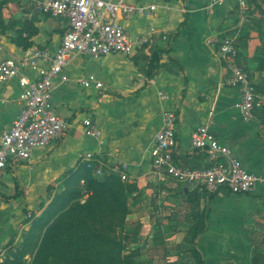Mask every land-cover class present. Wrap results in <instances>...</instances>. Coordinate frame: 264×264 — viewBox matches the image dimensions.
<instances>
[{
    "label": "crops",
    "instance_id": "0c3cea01",
    "mask_svg": "<svg viewBox=\"0 0 264 264\" xmlns=\"http://www.w3.org/2000/svg\"><path fill=\"white\" fill-rule=\"evenodd\" d=\"M128 1L157 5L153 16L121 19L131 37L149 34V38L128 55L73 54L63 69L67 80L54 79L52 108L68 127L57 140L34 149L29 162H12L0 169V246L22 241L31 225L27 218L37 209L39 190L63 189L86 152L109 153L113 162H127L124 182L138 189L164 181L149 173L148 148L161 126L162 111L170 109L178 115L174 157L179 164L202 167L225 160L222 153L191 146L193 130L206 125L230 156L260 178L253 192L236 194L223 187L211 197L197 186L170 179L185 195L188 210L196 214L183 236L194 235L193 226L199 223L193 244L198 260L187 252L186 262L176 261L264 264V126L257 115L242 118L236 105L241 92L226 84V63L213 41L231 37L238 49L236 61L252 81L263 84L264 69L256 67L257 58H264V4L249 0V9L242 11L235 0ZM67 27L64 18L39 12L32 0H0V59L21 55L26 37L32 46L55 51ZM150 27L155 28L152 34ZM154 50L159 62L148 76L144 68ZM27 74L33 76L31 71ZM90 74L102 83L100 87L80 83ZM21 92L17 77L0 82V134L23 107ZM86 117L100 129L99 139L84 133L81 121ZM130 249L139 252L138 258L144 255L136 244ZM167 257L181 258L178 252Z\"/></svg>",
    "mask_w": 264,
    "mask_h": 264
},
{
    "label": "built area",
    "instance_id": "2783aa9c",
    "mask_svg": "<svg viewBox=\"0 0 264 264\" xmlns=\"http://www.w3.org/2000/svg\"><path fill=\"white\" fill-rule=\"evenodd\" d=\"M35 8L43 14L61 17L67 21V30L55 51L45 47L30 46L21 55H9L0 59V82L17 77L22 86L19 96L24 102L22 109L12 121L9 129L0 134V169L12 162H29L34 149L43 148L60 138L68 127L67 121L52 108L54 79L67 80L63 69L73 54L97 58L108 54H131L137 46L149 38H133L125 29L121 19L133 14L153 16L156 4H143L128 0H32ZM218 0H212V3ZM242 11L250 7L249 0H235ZM264 4V0H256ZM155 31L150 27V34ZM216 52L226 63L227 85L239 88L238 104L244 120L253 117L257 92L249 73L237 61L238 49L231 37L215 38ZM28 71L33 76L27 74ZM83 86L102 83L92 74L80 79ZM161 126L155 132L148 148L150 175L157 181L171 179L183 185L199 187L213 193L225 187L232 193H250L260 178L248 171L242 163L229 155L217 136L206 125L196 127L190 136L193 148H207L225 155V160L216 164L189 167L179 164L174 157L177 143L176 125L178 115L174 110L162 111ZM86 135L100 138V129L86 117L82 121ZM81 165L95 177L117 174L122 181L128 180L129 164L123 160L112 161L110 154L100 151L86 152ZM83 183V180H81ZM6 248L0 246V261Z\"/></svg>",
    "mask_w": 264,
    "mask_h": 264
},
{
    "label": "rangeland",
    "instance_id": "374dc122",
    "mask_svg": "<svg viewBox=\"0 0 264 264\" xmlns=\"http://www.w3.org/2000/svg\"><path fill=\"white\" fill-rule=\"evenodd\" d=\"M251 79L253 80L252 77ZM253 82L257 92L254 110V115H256L258 108L264 104V83H256V80ZM95 178L102 180L103 177ZM76 188L77 184L73 182L54 192L42 190L40 193L39 190L37 206L42 201L43 207L33 211L34 215L29 227L32 226V231L36 234V245L32 246L27 253L18 256L19 264H33L39 257L41 248L46 252L40 255L42 256L40 258L44 257L45 264H68L70 262L98 264L95 262L98 261L95 253L91 254V257L94 255L92 259L95 261H90L84 253L78 254L74 244L67 243L70 237L68 234H63L65 230L59 227L62 221L58 223L56 221L61 215L63 216L68 211L73 212V210H76L75 213L83 210V215L79 216V223L84 224L91 231L100 230L103 234L121 239L124 249L122 253L130 251V247L135 244L143 249L141 254L144 255L137 257V261L144 258L149 261V264H182V262L178 263V260L186 262L185 258L190 255L187 252L191 249V243L190 238L183 235L186 229L193 225L191 219H195L196 214L188 210L187 205L184 204L185 195L170 179L157 183L151 182L142 189L136 187L125 193L123 202H117L109 191L101 188L97 189L96 193L91 190L79 196ZM53 223L54 228L51 229ZM36 224L37 227H35ZM126 235L128 239H125ZM64 239H66L65 244L62 243ZM43 240L45 241L44 248ZM145 240H148L147 244L144 243ZM22 241L17 245L6 246V254L0 262L5 263L6 260H10L13 261L10 264H17L15 255L23 250ZM65 249H71L70 260L67 255H61ZM173 252H178L181 258L167 257Z\"/></svg>",
    "mask_w": 264,
    "mask_h": 264
},
{
    "label": "trees",
    "instance_id": "16d2710c",
    "mask_svg": "<svg viewBox=\"0 0 264 264\" xmlns=\"http://www.w3.org/2000/svg\"><path fill=\"white\" fill-rule=\"evenodd\" d=\"M32 45L33 44L27 40V37L24 38L21 43V46L23 47L24 50ZM158 54H159L158 50H154L147 57L144 68L146 75L149 76L152 73V71L157 67L159 62ZM257 61H258V65L256 69L257 70L264 69V58L258 57ZM256 115L264 126V104L263 106L258 108ZM69 175L70 176H68L67 179L64 181V186L75 182L77 184L76 192L78 196L87 194L91 190L96 193V190L101 188L105 191H109L110 195H112L117 202H123L125 193L136 189L135 184L122 181L117 174H108L104 176L102 180H96V178L91 174V171L85 168L83 165H81L77 170L70 173ZM81 180H83V183H81ZM214 193L215 192L209 193L208 195L211 197ZM93 202L96 203V201L94 200ZM42 207H43V202L40 201L37 206V209L39 210ZM74 211L76 210H73V212L72 211L66 212L63 216L61 215L60 219H58L59 221L58 220L56 221L57 223L62 221L59 227L65 230L63 234L69 235L70 241H67V243L74 244L77 247L78 254L84 253V255L88 256L90 261L91 260L95 261L92 259V257L95 255L97 256V260H98L95 262H98V264H140L141 263L140 261L136 260L137 257L140 255L139 252L136 251V249L122 253V250L124 249L122 246L121 239H117L115 236L109 234H103L100 230L91 231L84 224L79 223L80 221L79 216L83 215L82 213L83 210L78 211L76 213ZM76 214H78V216H75ZM33 215L34 213L32 212L31 214H29L27 219L32 220ZM202 217H204V214L202 215ZM56 221L54 222L55 229L57 225ZM54 223L51 229L54 228ZM33 225H35V223H33ZM35 227H37V224ZM193 228L195 234L192 236H187L190 238V243H191V247H190L191 249L189 250V252L193 255V257L196 260H198V254L193 248V244H194L195 235L199 231L198 229L199 223L196 222ZM124 237L125 239H128V235ZM36 239H37L36 234H34V232L32 231V226H31V228H29V230H27L26 234L24 235L22 241L23 250L19 251V254L15 255L16 256L15 259H17L15 263L19 264L18 262L19 257L30 251L32 246L36 245ZM65 242L66 239L62 240L63 244H65ZM42 244L44 248V244H45L44 240L42 241ZM6 246H11V245L7 244ZM81 248H85V249L80 250ZM39 253L40 255H42L45 254L46 252H44V249L41 248ZM69 253H71V249H65L61 253V255L63 256L67 255L68 259L70 260L71 256L69 255ZM92 253L95 254L91 257ZM40 255L38 258H36L33 264H45L44 257L40 258L42 257ZM10 263H13V261L6 260L5 263L0 262V264H10ZM71 263L72 262L68 264Z\"/></svg>",
    "mask_w": 264,
    "mask_h": 264
}]
</instances>
